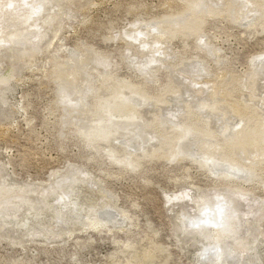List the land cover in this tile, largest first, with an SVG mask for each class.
<instances>
[{"label":"rangeland","instance_id":"374dc122","mask_svg":"<svg viewBox=\"0 0 264 264\" xmlns=\"http://www.w3.org/2000/svg\"><path fill=\"white\" fill-rule=\"evenodd\" d=\"M0 264H264V0H0Z\"/></svg>","mask_w":264,"mask_h":264},{"label":"bare ground","instance_id":"6f19581e","mask_svg":"<svg viewBox=\"0 0 264 264\" xmlns=\"http://www.w3.org/2000/svg\"><path fill=\"white\" fill-rule=\"evenodd\" d=\"M209 212H210V211H209ZM202 213H203V211H202ZM202 213H201V214H202ZM206 213H207V212H206ZM207 214H208V213H207ZM201 217H202V216H201ZM205 218H206V217H205ZM205 218H203V219H201V220H204ZM204 222L209 223V224H212V223H211V222H212L211 220H207V219H206V220H204ZM214 231H216V230H214ZM216 234H217V236H218V231L216 232Z\"/></svg>","mask_w":264,"mask_h":264}]
</instances>
